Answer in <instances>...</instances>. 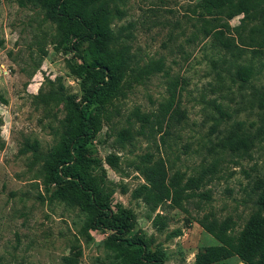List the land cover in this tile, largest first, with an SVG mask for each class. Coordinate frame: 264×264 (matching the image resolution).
I'll use <instances>...</instances> for the list:
<instances>
[{
  "label": "rangeland",
  "instance_id": "374dc122",
  "mask_svg": "<svg viewBox=\"0 0 264 264\" xmlns=\"http://www.w3.org/2000/svg\"><path fill=\"white\" fill-rule=\"evenodd\" d=\"M110 1L121 9L111 26L130 35V58L117 92L98 112L90 156L101 161L96 174L113 189L112 210L131 212V236L144 240L163 264H195L199 249L217 243L197 221L203 213L232 216L239 229L256 207L253 188L264 177V141L254 140L244 154L222 148L220 140L234 120L251 126L252 133L264 125L250 86L264 89V43L253 31L263 20L243 14L230 19L231 30H224L237 48L219 54L200 30L199 0ZM54 33L38 8L0 0V264H62L74 245L81 248L78 264H124L123 253L107 242L111 231L90 228L83 210L51 196L56 185L43 155L55 145L67 112L59 95L79 101L83 93L74 72L82 61ZM240 65L252 68L247 83L234 79ZM171 93L179 112L169 125L165 121L150 134L145 124L146 133L138 134L143 122L134 112L153 121ZM214 100L232 116L221 117ZM126 127L134 137L120 143L118 132ZM147 152L162 158L169 174L203 175L211 201L197 205L198 198L190 199L183 202L186 211L152 209L136 197L145 181L135 164ZM158 215L162 227L154 224Z\"/></svg>",
  "mask_w": 264,
  "mask_h": 264
},
{
  "label": "trees",
  "instance_id": "16d2710c",
  "mask_svg": "<svg viewBox=\"0 0 264 264\" xmlns=\"http://www.w3.org/2000/svg\"><path fill=\"white\" fill-rule=\"evenodd\" d=\"M18 3L32 5L42 11L43 21L55 27L54 36L82 61L79 68L74 69L81 78L82 97L75 101L70 95L63 97L60 93L59 98L66 101L67 112L57 131L55 145L43 155L48 179L56 185L52 198L83 210L90 228L111 231L107 242L123 253L124 264H163L161 257L151 247L148 249L144 240L131 236V212L122 207L117 212L112 210L113 189L103 176L96 174L101 161L90 156L98 129V112L103 103L117 92L130 58L126 42L130 35L117 34L111 26L113 17L121 14V9L112 6L110 0H18ZM196 7L199 9L200 30L219 54L233 53L237 48L234 39L227 36L224 29L231 30L228 21L238 14H243V18L248 20L255 16L262 18V25L254 27L253 31L264 43V0H199ZM250 38L255 40L254 36ZM251 71L250 66L240 65L235 70L234 79L247 83ZM216 77L221 79V74L216 73ZM250 86L258 108L264 113V89L253 84ZM174 98L171 93L154 114L153 121L149 116L134 112L143 122L138 134L146 133L145 124H149L151 134L155 128L160 131L165 121L170 122L173 113L179 112L175 109ZM213 105L221 117L232 116L215 100ZM250 127H244L243 121L234 120L228 135L220 140L221 147L248 153L254 140L264 141V125L254 133ZM133 137L131 127L118 132L120 143ZM135 168L145 181L136 189V197H142L152 209L166 205L187 211L183 202L190 199L198 198L197 205L201 201H211L210 190L203 188V175L194 177L179 171L169 174L164 160L154 158L148 152L141 156ZM253 189L257 194L256 207L241 228H237L232 216L220 218L213 211H207L197 219L217 243L199 249L195 254V264H213L234 256L239 264H264V177L254 181ZM160 222L161 215H158L154 224L162 227ZM72 249L63 257L62 264H78L81 248L74 245Z\"/></svg>",
  "mask_w": 264,
  "mask_h": 264
}]
</instances>
